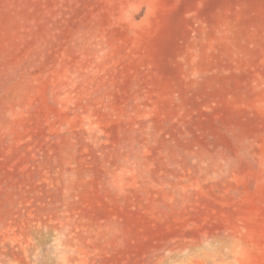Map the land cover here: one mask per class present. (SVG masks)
<instances>
[{"label": "rangeland", "instance_id": "obj_1", "mask_svg": "<svg viewBox=\"0 0 264 264\" xmlns=\"http://www.w3.org/2000/svg\"><path fill=\"white\" fill-rule=\"evenodd\" d=\"M0 264H264V0H0Z\"/></svg>", "mask_w": 264, "mask_h": 264}]
</instances>
